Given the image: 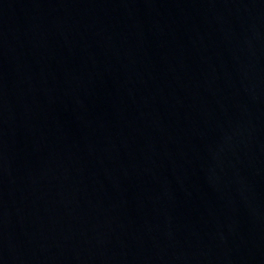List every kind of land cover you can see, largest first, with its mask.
<instances>
[{
	"label": "water",
	"instance_id": "1",
	"mask_svg": "<svg viewBox=\"0 0 264 264\" xmlns=\"http://www.w3.org/2000/svg\"><path fill=\"white\" fill-rule=\"evenodd\" d=\"M0 264H264V0H0Z\"/></svg>",
	"mask_w": 264,
	"mask_h": 264
}]
</instances>
